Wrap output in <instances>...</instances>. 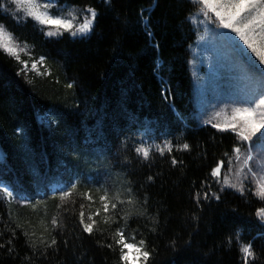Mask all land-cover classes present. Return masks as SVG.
Wrapping results in <instances>:
<instances>
[{"label":"trees","instance_id":"1","mask_svg":"<svg viewBox=\"0 0 264 264\" xmlns=\"http://www.w3.org/2000/svg\"><path fill=\"white\" fill-rule=\"evenodd\" d=\"M76 3L105 13L87 36L47 37L34 20L16 21L0 10V22L24 47L20 57L30 69L18 76L22 65L0 49V176L14 192L13 198H0V264H123L114 242L117 228L128 242L144 239L156 250L148 264H241L240 243L253 237L254 264H264L255 215L264 201L230 190L223 203L206 202L202 209L193 200L235 134L194 118L189 58L196 32L185 19L192 5L157 0L149 17L155 38L150 42L137 21L152 0H113L115 12H106L102 0ZM40 56L45 63L38 75L30 63ZM161 78L171 89L167 100ZM165 139L173 151L161 156L155 145L163 147ZM141 141L152 146L147 160L135 152ZM186 142L188 150H176ZM172 156L183 163L173 166ZM72 183L76 189L61 198ZM129 187L135 206L103 212L105 189L111 200ZM144 209L145 215L125 221V213ZM81 212L85 222L89 215L97 221L91 235L79 223ZM53 236L57 244L46 249L41 241L50 243Z\"/></svg>","mask_w":264,"mask_h":264},{"label":"snow or ice","instance_id":"2","mask_svg":"<svg viewBox=\"0 0 264 264\" xmlns=\"http://www.w3.org/2000/svg\"><path fill=\"white\" fill-rule=\"evenodd\" d=\"M106 12H115L113 0H102ZM187 3L192 5V10L189 11L186 20H199L200 23H208L215 25L217 29H227L230 33H234L239 42H242L243 47L234 45L237 56L246 60L252 69L251 78L246 85L242 96L231 102V105H225L228 110L224 116L223 122L214 123L208 120L205 123L211 124L213 128L219 133H233L235 134L234 141L228 151L222 154V157L211 167L209 173V180L203 182L199 189L195 191L193 200L197 209H202L206 202L223 203V195L229 189L238 192L241 197L249 195L259 198L264 201V0H187ZM65 6L69 7L67 12L63 9ZM157 6V0H152L151 7L141 9L140 17L137 23L143 25V31L146 33L149 41H154L153 24L150 20V15L153 9ZM53 9L56 10L55 14ZM0 10L5 14H11L18 17L21 13L25 18H31L38 25L41 26V31L47 37H62L65 33L73 37L87 36L91 34L98 22V18L104 15V12H98L96 7L91 5L78 6L76 0H50V2L41 3L40 0H2L0 2ZM148 12V16L144 12ZM117 18L119 14L117 13ZM124 24L130 23L125 17ZM47 28L45 31L44 29ZM229 32H218L222 39H229ZM155 49H159L158 43H151ZM0 49L6 52L9 56L22 65L17 71L18 76H26L29 69V61L21 59L19 53L24 51L14 42L12 33L6 31L5 26L0 24ZM45 63V57L40 56L38 60H31V70H36L38 65ZM162 95L167 100L171 94V89L165 86V82L161 78ZM71 87V85H68ZM165 93H167L165 95ZM169 108L175 113L174 105H169ZM216 116H220L217 112ZM176 119L181 123L186 122V118L176 113ZM55 123V121H53ZM19 131V129H18ZM170 132H165L164 135H170ZM163 147L155 145L156 151L163 156L165 151L172 153L173 143L170 139L163 141ZM152 146H145L144 142H140V146L135 148L137 155L142 156L145 160L149 158L150 148ZM190 145L186 142L177 151L188 150ZM182 164L183 161H178L175 156L171 157V164L176 166ZM235 178V179H233ZM153 177L149 176L151 181ZM215 186V190H213ZM77 184L72 183L71 188L66 192H61V198L70 196L73 189H76ZM3 194L8 198H13L14 192L10 187L0 185ZM127 193L128 199H121V196ZM27 199V198H23ZM91 199V196L88 197ZM103 203V212L110 211L119 212L118 205H136V200L132 197V188H126L123 191H117L114 198L110 200L108 191L105 189L104 195L100 197ZM144 203H147L145 198ZM110 206V207H109ZM83 207V206H82ZM100 209H97L96 214H100ZM235 211V210H233ZM147 212H127L124 214V219L130 216H143ZM256 217L260 221L258 237L264 239V207L256 210ZM88 221L85 222L84 213H80L79 223L83 226V231L92 234L94 225L97 221L88 216ZM191 219L198 221L199 217L193 213ZM53 227L58 226V221L53 218L51 221ZM19 227V225H17ZM151 232H156V228H152ZM241 231L237 230L235 233L236 240L240 243ZM25 235H29L25 233ZM12 236H15V230H12ZM257 237H253L252 241L248 243H240L239 251L242 254L241 264H254L257 259L256 253L253 250V241ZM114 242L119 245V259L123 264H148L150 259L156 254L153 248L149 250L147 242L144 239L139 241V244L129 243L125 237L122 229L117 228L114 233ZM231 244V237L228 238ZM12 243L11 238L7 241ZM44 247L51 248L57 244L55 237H51L50 243L48 241H41ZM187 243V242H186ZM112 248L113 245H107ZM175 248V243H173ZM4 245L0 244V249ZM135 250L134 255H130V251ZM11 248L8 249L11 252Z\"/></svg>","mask_w":264,"mask_h":264},{"label":"rangeland","instance_id":"3","mask_svg":"<svg viewBox=\"0 0 264 264\" xmlns=\"http://www.w3.org/2000/svg\"><path fill=\"white\" fill-rule=\"evenodd\" d=\"M40 2L45 3L50 0ZM68 10V6L63 9L64 12ZM1 12L3 11L1 10ZM53 12L55 14L56 10L53 9ZM11 16L15 19L25 18L23 13L18 17ZM200 19L202 18L190 20L196 30V39L190 47L189 71L193 91L192 101L195 108L193 115L196 122L201 125L208 124L205 123L208 120H212L214 123L223 122L228 111L225 109V105H231L233 100L243 95L251 78L252 69L246 60L237 56L234 45L240 47L243 45L234 33H230L227 29H217L212 24L200 23ZM46 30L47 28H45ZM221 31L229 32V39H222L218 35V32ZM14 42L24 49L15 40ZM260 67H264V65ZM217 112L220 113L218 117L216 116ZM5 184L10 187L9 182L0 176V185ZM10 189L12 190L11 187ZM3 196L5 195L0 189V197ZM126 251H130V255L135 254L134 249H126Z\"/></svg>","mask_w":264,"mask_h":264},{"label":"bare ground","instance_id":"4","mask_svg":"<svg viewBox=\"0 0 264 264\" xmlns=\"http://www.w3.org/2000/svg\"><path fill=\"white\" fill-rule=\"evenodd\" d=\"M230 191H232V192H234V193H238V192H235L234 190H231V189H229Z\"/></svg>","mask_w":264,"mask_h":264}]
</instances>
